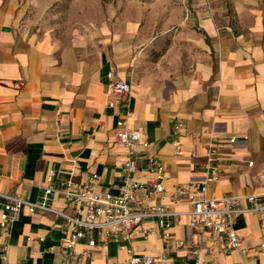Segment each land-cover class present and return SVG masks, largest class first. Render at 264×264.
<instances>
[{
    "label": "crops",
    "instance_id": "1",
    "mask_svg": "<svg viewBox=\"0 0 264 264\" xmlns=\"http://www.w3.org/2000/svg\"><path fill=\"white\" fill-rule=\"evenodd\" d=\"M228 2L233 13L220 15L213 1L193 0V13L185 15L193 29L170 34L163 49L165 35L148 45L140 29L141 48L110 38L90 56L80 45L58 47L31 33L23 23L30 0H0V193L35 202L50 187L52 205L70 214L56 192L67 183L116 195L127 153L114 134L125 121L148 143V149L137 144L135 154L157 158L165 174L159 195L147 199L139 191L136 198L182 214L168 230L144 223L151 232H134L125 247L95 230L90 255L77 259L63 255L62 219L23 209L6 234L0 231V264H128L129 249L166 264H195V246L203 264H264L258 214L234 219L241 241L226 251L223 234L189 227L184 198L171 204L175 187L204 181L211 147L221 174L208 185V198L237 197L241 208L249 206L247 197L264 199V13L255 0ZM109 75L131 82L130 94L113 108ZM150 176L138 171L134 179ZM3 214L0 198V220ZM84 249L79 242L74 250Z\"/></svg>",
    "mask_w": 264,
    "mask_h": 264
},
{
    "label": "built area",
    "instance_id": "2",
    "mask_svg": "<svg viewBox=\"0 0 264 264\" xmlns=\"http://www.w3.org/2000/svg\"><path fill=\"white\" fill-rule=\"evenodd\" d=\"M107 85L108 92L113 101L107 106L113 108L126 98L131 92V82L115 79L109 75ZM119 130L114 134L118 143L126 150V159L122 162V178L116 195L99 194L94 191L91 183L81 186L65 184L56 192L67 206L73 208V212L67 213L64 209H57L51 203L54 190L50 187L43 189L39 199L35 202L26 201L20 197L0 193L3 200L4 214L0 220V231L6 234L11 223L18 213L25 209L29 214L36 212L47 213L62 219L68 227L67 241L63 247V255L66 258L80 259L89 256L90 249L95 246L93 232L104 231L108 239L125 247L134 232L146 236L150 229L144 228V223L150 221L156 223L161 229L168 230L181 213L174 212L171 205L153 204L143 206L136 198L139 191L145 193V198L159 195L163 191L164 167L161 161L153 156L136 155L135 147L141 144L148 149L139 131L125 127V121L117 122ZM176 129L181 128L178 124ZM230 139L229 142H234ZM178 146V143H175ZM176 152L179 148L176 147ZM218 151L211 147L208 151L207 174L200 184L179 185L174 188L171 196V204L177 203L184 198L189 209L183 213L189 219V227L197 232L209 231L213 235L223 234L225 239V250L232 251L239 248L241 238L233 229L234 219L245 213H256L259 216V227L264 232V199L256 196L246 198L249 206L241 208L237 197L208 198L206 196L209 184L216 182L221 174L220 168L214 164ZM250 165V164H249ZM138 171H146L151 174L145 182L141 183L134 179ZM54 172L49 173L52 178ZM93 176V180H96ZM168 234L163 235V242L168 243ZM84 242L86 249L82 253L75 252V245ZM177 247H183V241H176ZM261 253L264 255V234L260 243ZM128 264H166L162 257H150L135 255L128 250ZM195 264H203L200 250L193 247Z\"/></svg>",
    "mask_w": 264,
    "mask_h": 264
},
{
    "label": "rangeland",
    "instance_id": "3",
    "mask_svg": "<svg viewBox=\"0 0 264 264\" xmlns=\"http://www.w3.org/2000/svg\"><path fill=\"white\" fill-rule=\"evenodd\" d=\"M192 1L109 0L103 3L102 0H30L23 23L39 40H47L58 47L80 45L90 56L95 48L110 45V38H117L124 44L132 40L141 48L136 39L140 29L145 30L142 37L148 45L165 35V40H160L163 49L170 42V34L193 29L190 21H185V15L193 13ZM207 1H213V7L220 15L233 13L228 0ZM255 2V7L264 13V0ZM129 33L135 37L126 38ZM158 56L159 53L155 52L151 55L152 60H157Z\"/></svg>",
    "mask_w": 264,
    "mask_h": 264
},
{
    "label": "trees",
    "instance_id": "4",
    "mask_svg": "<svg viewBox=\"0 0 264 264\" xmlns=\"http://www.w3.org/2000/svg\"><path fill=\"white\" fill-rule=\"evenodd\" d=\"M102 2H103V3H107V2H109V0H102Z\"/></svg>",
    "mask_w": 264,
    "mask_h": 264
}]
</instances>
